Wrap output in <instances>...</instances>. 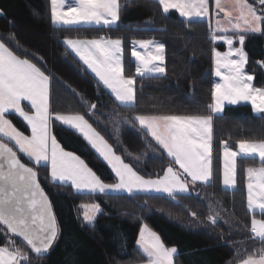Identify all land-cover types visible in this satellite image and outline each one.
I'll return each mask as SVG.
<instances>
[{"label":"trees","instance_id":"trees-1","mask_svg":"<svg viewBox=\"0 0 264 264\" xmlns=\"http://www.w3.org/2000/svg\"><path fill=\"white\" fill-rule=\"evenodd\" d=\"M120 4L118 27H67L53 23L50 0H0L4 13L0 15V38H5L18 55L37 62L51 77L52 110L86 114L126 162L146 176L157 177L172 164L171 158L141 129L134 116L209 114L206 106L212 102L216 80L213 74L215 43L205 19L189 22L176 10L164 13L158 0H120ZM9 37H14V42H9ZM95 37L124 40L128 50L125 73L130 76L135 75L136 67L129 52L133 39H157L166 46V74L136 77L135 107L120 106L64 41ZM219 47L225 49L224 44ZM245 47L249 56L247 68L254 74L255 84L264 86V34H248ZM89 104H96V110H90ZM8 116L18 128L30 133L21 118ZM51 124L63 148L83 158L104 182H115L111 166L81 134L55 120ZM241 139L264 140V114L255 113L250 103L228 104L222 113L213 114L212 183L197 182L190 195H178L175 199L163 193H77L70 184L52 182L50 167L35 166L18 153L22 162L37 171L60 228L48 253L34 259L29 257L28 264L145 261L137 250L143 223L156 230L166 245L177 247V264H231L255 252L262 244L252 238L251 219L253 215L264 219V215L247 207L245 168L259 165L261 161L238 158L237 186H223L222 142L238 148ZM88 203H99L102 209L92 225L86 224L82 215L81 206ZM193 212L195 216L191 215ZM210 215L217 218L216 223L209 221ZM14 239L17 246L24 247L19 238ZM4 244L5 235L0 232V246Z\"/></svg>","mask_w":264,"mask_h":264},{"label":"snow or ice","instance_id":"snow-or-ice-1","mask_svg":"<svg viewBox=\"0 0 264 264\" xmlns=\"http://www.w3.org/2000/svg\"><path fill=\"white\" fill-rule=\"evenodd\" d=\"M52 21L67 27H118L120 0H50ZM164 13L176 10L189 22L209 16V0H158ZM216 26L212 40L227 46V51L214 50L215 76L209 114H138L134 120L171 158L162 175L156 178L141 175L130 163L116 154L113 146L89 122L86 114L58 113L51 108V77L27 58L13 51L5 38H0V232L5 244L0 246V264H28L24 247L35 255H46L60 234L53 205L41 186L34 167L22 162L20 155L39 167H50L54 183L70 184L77 193L118 195L120 193H163L170 199L189 193L190 184L210 185L213 180V114L224 111L225 105L242 101L251 104L255 113L264 114V88L253 84V75L245 71L248 61L244 51L247 34H264V0H214ZM235 13V15H234ZM232 32L235 34L229 35ZM14 42V37L8 38ZM66 44L110 90L122 107L136 106V77L151 78L166 74L165 45L152 39L132 42L135 75H125L123 40L99 37L66 39ZM238 43L239 47L234 45ZM24 102L30 107L26 111ZM96 104L88 108L96 110ZM16 115L30 128L25 135L8 119ZM53 120L77 131L111 166L117 178L105 183L80 156L66 151L51 132ZM127 123V117L123 118ZM223 184L236 185L237 158H258L260 167L246 169L247 207L264 215V140L241 139L238 151L222 142ZM139 159V157H136ZM178 165V168L172 165ZM84 220L92 225L102 209L99 203L84 204ZM195 216L196 213H191ZM216 223L217 218L208 217ZM250 232L262 246L247 253L239 264H264V219L253 215ZM137 250L146 264H174L175 247L166 246L147 224L139 233Z\"/></svg>","mask_w":264,"mask_h":264},{"label":"rangeland","instance_id":"rangeland-1","mask_svg":"<svg viewBox=\"0 0 264 264\" xmlns=\"http://www.w3.org/2000/svg\"><path fill=\"white\" fill-rule=\"evenodd\" d=\"M249 3H251L250 1H249ZM215 6H214V0H209V16L207 17V18H204V17H201V18H198V19H205V20H207L208 21V23H209V25H210V27H211V31H212V29H214L215 28V26H216V19H221V20H223V14L221 13V15H220V17H217L216 15H215ZM234 15H235V13H234ZM120 22V20L118 21V23ZM54 23V22H53ZM54 24H56V23H54ZM229 35H233L234 36V38H235V34L234 33H232V32H230L229 33ZM247 36H248V34L246 35V37H245V42H246V38H247ZM95 38H99V37H95ZM115 38H121V37H114L113 39H115ZM67 39H69V38H67ZM71 39H80V38H71ZM93 39V38H92ZM122 39V38H121ZM140 39V38H139ZM138 38H135V39H133L132 41H135V40H139ZM143 39H146V38H143ZM123 40V39H122ZM152 40H155V41H157V42H160V43H163L162 41H160V40H157V39H152ZM64 41H66V39L64 40ZM66 43V42H65ZM214 43H215V46H214V48H213V74H214V76H215V64H214V50H219V51H221V52H224V51H227V46L225 45V49H221L220 47H219V44H223L222 42H220V41H214ZM164 44V43H163ZM68 46V45H67ZM235 47H239V44L238 43H236L235 45H234ZM69 47V46H68ZM70 48V47H69ZM71 49V48H70ZM123 49H124V51H123V62H124V66H125V56H126V52H128V50H127V48H126V46H125V42H124V40H123ZM72 50V49H71ZM131 50H132V47H131V49H130V55H131ZM73 51V50H72ZM244 51L247 53V50H246V47H245V43H244ZM74 52V51H73ZM75 53V52H74ZM132 57V56H131ZM247 57H248V60H249V56H248V53H247ZM24 58H26V57H24ZM133 58V57H132ZM27 59H29V58H27ZM134 59V58H133ZM29 60H31L33 63H36L37 64V66H39V64L37 63V62H35L34 60H32V59H29ZM247 64H248V61H247ZM247 64H246V66H245V71L248 73V74H250V75H253V77H254V74L253 73H251L249 70H248V68H247ZM40 67V66H39ZM42 69V68H41ZM43 70V69H42ZM90 70V69H89ZM44 71V70H43ZM91 71V70H90ZM46 73V72H45ZM47 74V73H46ZM94 74V73H93ZM48 75V74H47ZM95 75V74H94ZM125 75H127L126 73H125ZM127 76H130V75H127ZM216 77V76H215ZM217 82H221L220 81V78L219 77H216V80H215V83H217ZM102 83V82H101ZM253 84H254V86H256V87H261V88H264V86H259V85H257V84H255V82H254V79H253ZM215 85V84H214ZM213 89H214V87H213ZM109 90V89H108ZM109 92H110V90H109ZM213 102V101H212ZM211 102V103H212ZM241 103H248V102H241ZM226 105H228V104H226ZM225 105V106H226ZM24 106V105H23ZM8 119H10L9 118V116L7 117ZM11 120V119H10ZM90 122V121H89ZM91 123V122H90ZM14 124V123H13ZM15 125V124H14ZM16 126V125H15ZM17 127V126H16ZM93 127H95L94 125H93ZM18 128V127H17ZM20 131H22L25 135H30V134H28V133H26V132H24L23 130H21L20 128H18ZM97 130V129H96ZM98 131V130H97ZM102 135V134H101ZM106 139V138H105ZM107 140V139H106ZM109 142V141H108ZM110 143V142H109ZM228 146L230 147V148H232L229 144H228ZM114 148V147H113ZM115 150V149H114ZM223 150H224V145H222V172H223ZM232 150H234V151H238V148H232ZM116 151V150H115ZM116 154L117 155H120L117 151H116ZM121 156V155H120ZM122 157V156H121ZM123 158V157H122ZM239 158V157H238ZM238 158H237V166H238ZM126 162V161H125ZM126 163H128V162H126ZM261 166V164H259V165H248V166H246V168H245V183H246V188H247V183H248V177H247V173H246V169L248 168V167H260ZM174 167V166H173ZM134 168V167H133ZM175 168H178V167H175ZM135 169V168H134ZM136 170V169H135ZM140 173V172H139ZM141 175H144V174H142V173H140ZM146 176V175H145ZM147 177H149V176H146V178ZM151 178H156V177H151ZM116 180H117V178H116ZM116 180H115V182H116ZM115 182H113V183H115ZM194 185H196V183L195 184H190V186H189V192L190 191H192L193 190V188H194ZM223 186L225 187V188H227L224 184H223ZM237 186V173H236V185H235V187ZM234 187V188H235ZM88 204H94V203H88ZM101 207V206H100ZM84 211H85V209H83L82 208V215H83V213H84ZM98 215V214H97ZM97 217V216H96ZM256 218L257 219H261V218H259V217H257L256 216ZM96 220V219H95ZM95 220L93 221V223L95 222ZM85 221V220H84ZM85 223L86 224H88V222H86L85 221ZM92 223V224H93ZM144 224H147V223H143V225ZM89 225V224H88ZM142 225V226H143ZM148 225V224H147ZM149 226V225H148ZM150 227V226H149ZM142 228V227H141ZM151 228V227H150ZM153 231H155L160 237H161V235L156 231V230H154L153 228H151ZM10 239H14V237H12V236H10ZM161 239H162V237H161ZM15 240V239H14ZM162 241H163V239H162ZM163 243H164V241H163ZM165 244V243H164ZM166 245V244H165ZM166 246H168V245H166ZM23 247V246H22ZM168 247H175V246H168ZM24 248V247H23ZM176 249H177V247H175ZM25 249V251L28 253V256L29 257H32V259H34V258H36V256L37 255H35L32 251H29L27 248H24ZM177 253H178V249H177ZM176 253V254H177ZM176 254L174 255V264H177L176 263ZM243 258H246V257H243ZM242 258L241 257H239V259L237 260V262H233V263H231V264H239V261L241 260ZM129 264H146V260L145 261H141V262H135V263H129Z\"/></svg>","mask_w":264,"mask_h":264},{"label":"crops","instance_id":"crops-1","mask_svg":"<svg viewBox=\"0 0 264 264\" xmlns=\"http://www.w3.org/2000/svg\"><path fill=\"white\" fill-rule=\"evenodd\" d=\"M22 58H24V57H22ZM24 107H25V110L26 111H30V107L27 105V102H24ZM51 132H52V134L54 135V133H53V130H52V124H51ZM29 134H31V132L29 133ZM57 139V138H56ZM58 141V140H57ZM59 142V141H58ZM60 143V142H59ZM62 146V145H61ZM65 149V148H64ZM66 150V149H65ZM66 151H68V150H66ZM74 153V152H73ZM76 154V153H75ZM77 155V154H76ZM79 156V155H78ZM81 159H83V158H81ZM84 160V159H83ZM85 161V160H84ZM86 163V162H85ZM87 164V163H86ZM88 165V164H87ZM106 183V182H105ZM84 205V204H83ZM83 219H84V217H83ZM85 222V221H84Z\"/></svg>","mask_w":264,"mask_h":264},{"label":"water","instance_id":"water-1","mask_svg":"<svg viewBox=\"0 0 264 264\" xmlns=\"http://www.w3.org/2000/svg\"><path fill=\"white\" fill-rule=\"evenodd\" d=\"M4 13H3V10L0 8V15H3ZM29 166V165H28ZM38 179H39V177H38ZM40 182V181H39ZM41 184V183H40ZM53 211H54V209H53ZM55 213V212H54ZM58 223V222H57Z\"/></svg>","mask_w":264,"mask_h":264}]
</instances>
